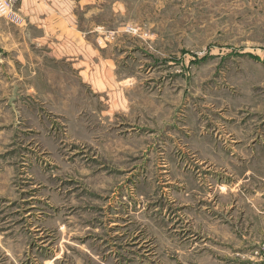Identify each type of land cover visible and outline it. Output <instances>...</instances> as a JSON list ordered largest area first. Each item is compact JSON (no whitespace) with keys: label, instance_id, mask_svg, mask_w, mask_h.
Masks as SVG:
<instances>
[{"label":"rangeland","instance_id":"1","mask_svg":"<svg viewBox=\"0 0 264 264\" xmlns=\"http://www.w3.org/2000/svg\"><path fill=\"white\" fill-rule=\"evenodd\" d=\"M51 7L0 18V264H264V0Z\"/></svg>","mask_w":264,"mask_h":264},{"label":"crops","instance_id":"2","mask_svg":"<svg viewBox=\"0 0 264 264\" xmlns=\"http://www.w3.org/2000/svg\"><path fill=\"white\" fill-rule=\"evenodd\" d=\"M71 2H81L82 0H15L13 5V11L17 14L18 23H14L15 21L8 20V22H12L21 27L19 30L21 32H41L46 33L50 32L46 30V20H68L65 14L67 13L64 9L60 12V8L58 13L52 9V5H68ZM52 32V31H51ZM47 34V33H46ZM59 37V36H58ZM61 39V38H60ZM74 42L76 41L73 38ZM61 40L57 43L50 45L53 48V51L61 52ZM64 43V42H63Z\"/></svg>","mask_w":264,"mask_h":264},{"label":"built area","instance_id":"3","mask_svg":"<svg viewBox=\"0 0 264 264\" xmlns=\"http://www.w3.org/2000/svg\"><path fill=\"white\" fill-rule=\"evenodd\" d=\"M15 0H0V18H6L11 21L17 19V14L13 11V3ZM133 29V26H129L127 30Z\"/></svg>","mask_w":264,"mask_h":264}]
</instances>
